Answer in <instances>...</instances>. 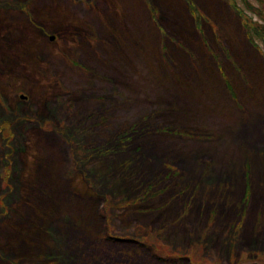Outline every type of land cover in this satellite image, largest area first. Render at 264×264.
<instances>
[{"label": "rangeland", "instance_id": "rangeland-1", "mask_svg": "<svg viewBox=\"0 0 264 264\" xmlns=\"http://www.w3.org/2000/svg\"><path fill=\"white\" fill-rule=\"evenodd\" d=\"M191 1L0 0V264H264V0Z\"/></svg>", "mask_w": 264, "mask_h": 264}, {"label": "trees", "instance_id": "trees-1", "mask_svg": "<svg viewBox=\"0 0 264 264\" xmlns=\"http://www.w3.org/2000/svg\"><path fill=\"white\" fill-rule=\"evenodd\" d=\"M152 236V235H151ZM156 239H157V236L155 235L154 236V240L156 241ZM112 240H114V241H120L121 240V238H119V239H112ZM157 242V241H156ZM158 243V242H157ZM149 248V247H148ZM157 249H159L160 247L157 245V247H156ZM154 254V253H153ZM156 259H158V260H161V261H167V260H170V259H167V258H162L161 256H156V255H153Z\"/></svg>", "mask_w": 264, "mask_h": 264}]
</instances>
